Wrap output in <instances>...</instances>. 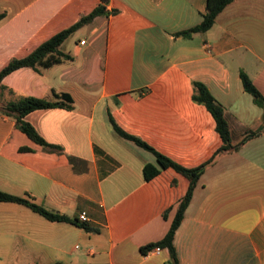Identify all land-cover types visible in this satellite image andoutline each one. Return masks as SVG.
<instances>
[{
  "label": "crops",
  "instance_id": "1",
  "mask_svg": "<svg viewBox=\"0 0 264 264\" xmlns=\"http://www.w3.org/2000/svg\"><path fill=\"white\" fill-rule=\"evenodd\" d=\"M100 4L0 0V72ZM106 8L62 45L70 60L23 68L2 82L0 108L20 98L72 97L73 110L26 117L63 154L45 151L0 112V192L31 197L78 225L0 202V264H168L167 249H141L166 237L190 181L120 136L111 118L176 164L198 168L223 141L212 114L193 100L195 82L224 107L233 144L255 137L218 155L199 179L175 237L180 264H264V107L241 78L264 96V0H235L211 30L191 38L178 34L201 24L207 0H109ZM147 166L159 171L150 181Z\"/></svg>",
  "mask_w": 264,
  "mask_h": 264
},
{
  "label": "trees",
  "instance_id": "2",
  "mask_svg": "<svg viewBox=\"0 0 264 264\" xmlns=\"http://www.w3.org/2000/svg\"><path fill=\"white\" fill-rule=\"evenodd\" d=\"M109 0H101V4L97 9H95L91 14L84 16L79 22L73 25L71 28H68L59 34L52 37L50 40L43 43L40 47H38L33 53L23 59H14L10 62L8 66H6L0 72V90L5 92L6 88L2 86V82L11 73L23 69V68H31L35 71H38L40 68L48 69L54 67L55 65L60 64L63 60H70L71 57L65 55L61 52L62 45L77 31L84 28L85 26L92 23L97 17L108 15V11L106 8ZM235 0H207V12L203 17V21L201 24L196 26L195 28L179 33V36H183L185 38H191L193 34L197 33H207L209 30L213 28L215 25L217 18L219 15L231 4H233ZM113 14H116L117 11H113ZM3 16H0V20ZM242 82L244 90L250 94L256 105L259 107H264V96L258 90V88L253 84L252 80L245 73L241 74ZM195 94L193 95V100L200 104L204 105L208 111L214 117L217 124V132L221 136L223 141V146L217 152L215 157L208 163L198 167V168H185L182 167L169 158L163 156L162 154L156 152L154 149L149 147L146 143L141 141L138 138L128 135L125 133L111 118V123L115 129V131L122 136L123 138L133 141L138 146L151 151L157 158V161L162 169H174L176 172L182 174L190 181V188L186 196L181 200L178 205V210L174 222L171 226L170 231L166 235V237L158 242L149 244L141 249L143 254H146L148 251H151L155 248L167 249L170 254V261L168 264H180L179 256L175 247V237L177 230L179 229L181 223L185 218V213L193 199V195L199 179L205 172V170L214 162L216 157L220 154L233 152L240 150L245 143L251 138L255 137L254 133H249L245 135L243 140L238 144H233L231 139V130L229 123L225 117L224 107L213 97L208 87L202 83L195 82L194 83ZM13 93V92H10ZM55 102H50L46 100L36 99V98H20L16 101L9 102L3 107L0 108V112L6 114L16 121L17 128L27 135L34 143L43 147V149L50 153H58L63 154L64 149L61 146L49 144L41 135L37 132V130L26 121L27 115L33 113L38 110H45L50 108H65L68 110L74 109V101L70 95L62 94L55 96ZM2 97L0 95V102ZM71 165H73L74 169L78 173H82L84 170L78 167V164L81 162L74 157H69ZM159 174V171L153 166H147L144 170L145 179L147 181L152 180ZM0 202H13L24 205L31 209L33 212L41 215L47 220L55 223H70L74 225H78V222L72 221L66 216H62L57 213L50 212L44 207L38 205L35 200L31 197L28 198H17L10 196L8 194H4L0 192ZM166 217V214H165ZM87 231L89 228L87 226H83ZM62 264V263H56Z\"/></svg>",
  "mask_w": 264,
  "mask_h": 264
},
{
  "label": "built area",
  "instance_id": "3",
  "mask_svg": "<svg viewBox=\"0 0 264 264\" xmlns=\"http://www.w3.org/2000/svg\"><path fill=\"white\" fill-rule=\"evenodd\" d=\"M80 221H81L82 223H87V222L89 221L88 216H87L86 213H83V214L81 215V217H80ZM161 251H162L161 248H156V249H155V252H157V253H160Z\"/></svg>",
  "mask_w": 264,
  "mask_h": 264
},
{
  "label": "rangeland",
  "instance_id": "4",
  "mask_svg": "<svg viewBox=\"0 0 264 264\" xmlns=\"http://www.w3.org/2000/svg\"><path fill=\"white\" fill-rule=\"evenodd\" d=\"M0 104H1V102H0Z\"/></svg>",
  "mask_w": 264,
  "mask_h": 264
}]
</instances>
